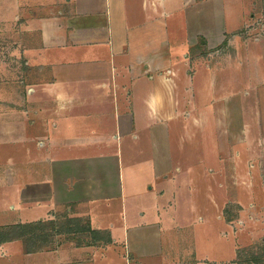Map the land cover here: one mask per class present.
Returning a JSON list of instances; mask_svg holds the SVG:
<instances>
[{"label":"crops","instance_id":"crops-1","mask_svg":"<svg viewBox=\"0 0 264 264\" xmlns=\"http://www.w3.org/2000/svg\"><path fill=\"white\" fill-rule=\"evenodd\" d=\"M22 1L24 100L20 118L4 121L5 138L22 151L9 161L7 146L0 230L64 216L87 222L100 237L79 243L57 233L30 244L25 236L35 230L3 236L0 264H221L222 257L200 250L198 231L181 230L197 200L189 202L194 210L173 214L171 189L154 184L172 169L168 121L180 119L188 92L186 70L177 67L187 59L188 32L174 41L172 29L186 26L190 1ZM143 140L146 159L136 143L129 147ZM126 150L137 159L127 161ZM235 254L228 264H236Z\"/></svg>","mask_w":264,"mask_h":264},{"label":"rangeland","instance_id":"rangeland-1","mask_svg":"<svg viewBox=\"0 0 264 264\" xmlns=\"http://www.w3.org/2000/svg\"><path fill=\"white\" fill-rule=\"evenodd\" d=\"M189 1L188 28L172 29L177 32L174 41L188 32L183 53L187 59L177 65L190 71L188 75L183 71L188 92L179 102L180 119L168 121L172 169L167 180L163 174L155 177L154 184L171 189L168 196L176 202L173 214H187L194 208L190 200H197L198 210L181 230L199 232L194 240L204 243L202 252L211 254V259L222 257L221 264H228L235 252L236 264H256L254 257L264 258V0ZM23 7L22 0H0L1 173L7 146L9 161L20 160L22 151L13 148L9 135L5 138L9 124L4 121L20 118L24 100L28 34L21 16L28 13ZM175 17L181 24L182 15ZM135 143L139 153L143 150L140 158L146 159L147 142L129 141V147ZM124 153L127 161L134 156ZM165 163L162 157L158 167ZM148 165H155L153 159ZM124 172L130 177L128 166ZM201 214L203 220L198 219ZM24 229L37 233L25 236L28 243L44 239V227L42 232L38 226ZM172 235L177 241L175 232Z\"/></svg>","mask_w":264,"mask_h":264},{"label":"trees","instance_id":"trees-1","mask_svg":"<svg viewBox=\"0 0 264 264\" xmlns=\"http://www.w3.org/2000/svg\"><path fill=\"white\" fill-rule=\"evenodd\" d=\"M35 225L38 226L43 231L44 227V234L42 235L43 238H48L51 236V238L56 235L57 233H67L69 235H72L77 242L84 243L87 242L90 237L91 240H97V237H100V233L98 231L93 230L87 222H83L79 218H73V217H66L62 222L61 221H55L51 220L48 222L39 221L37 223L32 224H14L9 225V229H3L0 230V239L4 237H9V239L13 237H21L25 235L28 230L24 228H29L31 226ZM37 231V229H36ZM50 231V232H49ZM87 234V235H86ZM37 236V233H36ZM86 239L84 240V238ZM42 238V239H43ZM54 238V237H53ZM45 240V239H43ZM254 257V256H253ZM253 262L256 264H264V258L261 257H254Z\"/></svg>","mask_w":264,"mask_h":264}]
</instances>
